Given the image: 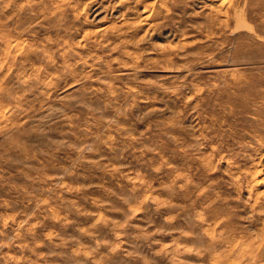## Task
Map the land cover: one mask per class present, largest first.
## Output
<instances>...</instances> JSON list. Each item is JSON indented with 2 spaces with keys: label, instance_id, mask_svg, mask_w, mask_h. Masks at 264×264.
<instances>
[{
  "label": "rangeland",
  "instance_id": "374dc122",
  "mask_svg": "<svg viewBox=\"0 0 264 264\" xmlns=\"http://www.w3.org/2000/svg\"><path fill=\"white\" fill-rule=\"evenodd\" d=\"M229 1L0 0V264H264V0Z\"/></svg>",
  "mask_w": 264,
  "mask_h": 264
},
{
  "label": "bare ground",
  "instance_id": "6f19581e",
  "mask_svg": "<svg viewBox=\"0 0 264 264\" xmlns=\"http://www.w3.org/2000/svg\"><path fill=\"white\" fill-rule=\"evenodd\" d=\"M136 1V0H135ZM138 1V3L141 1V0H137ZM160 1H162V0H160ZM227 1V0H226ZM241 1V0H240ZM243 1V5L244 6H240V4H238V3H235L236 2V0H230L229 1V5L228 6H226V7H221V8H217V10H219L218 11V13H220L221 15H223L224 16V20H220V22L219 23H217L218 24V26H220V29H221V27L223 28V27H226V26H229L230 24H231V20L233 21V20H235V21H237V22H239L240 21V19L248 12V10L247 9H245L246 7L245 6H247V0H242ZM156 2V1H155ZM220 2H224V1H220ZM238 2V1H237ZM136 3V2H135ZM145 3V2H144ZM47 4V3H46ZM46 4H45V6H46ZM213 4H215V3H213ZM151 5L152 4H148V3H145L144 5H143V8L144 9H147V8H150L151 7ZM162 5V4H161ZM223 4H220L219 3V6H217V7H220V6H222ZM49 5H47V7H48ZM210 6V5H209ZM163 7V6H162ZM243 7H245V8H243ZM46 8V7H45ZM140 9V8H139ZM42 10H44V9H42ZM132 10V9H131ZM147 10H149V9H147ZM216 10V11H217ZM250 10V9H249ZM40 11V10H39ZM146 11V10H145ZM144 11V12H145ZM152 12H153V9H151V10H149L148 12H147V14L148 15H146L147 16V18H148V16L150 15H152ZM143 14V13H142ZM145 16V17H146ZM138 19H140V18H138ZM131 20V19H130ZM132 21V20H131ZM234 21V22H235ZM137 22V21H136ZM111 23V22H110ZM113 24V23H112ZM99 27V26H98ZM105 28H107L106 26L105 27H103V29L105 30ZM107 30H105V32H106ZM86 32V31H85ZM104 32V31H103ZM104 32V33H105ZM86 33H88V32H86ZM215 33V32H214ZM85 34V33H84ZM212 34V33H211ZM88 38V37H87ZM88 40V39H87ZM67 42V41H66ZM109 44V43H108ZM57 46V45H56ZM59 47H61V46H59ZM72 47V46H71ZM65 48V47H64ZM59 49V48H58ZM58 52V51H57ZM62 52V51H61ZM127 52V51H126ZM54 53V52H53ZM128 53V52H127ZM51 54H52V52H51ZM61 54V53H60ZM47 55V54H46ZM62 56V55H61ZM94 57V56H93ZM96 57H98V56H96ZM50 59V58H49ZM93 60V59H92ZM100 60V59H99ZM122 61V60H121ZM12 62V61H11ZM135 63V62H134ZM73 67V66H72ZM109 67V66H108ZM71 70H73V69H71ZM42 75H43V73H42ZM46 84V83H45ZM31 89V88H30ZM229 243V242H228Z\"/></svg>",
  "mask_w": 264,
  "mask_h": 264
}]
</instances>
